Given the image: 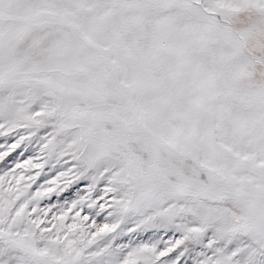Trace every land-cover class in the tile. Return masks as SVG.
Segmentation results:
<instances>
[{
    "label": "snow or ice",
    "instance_id": "obj_1",
    "mask_svg": "<svg viewBox=\"0 0 264 264\" xmlns=\"http://www.w3.org/2000/svg\"><path fill=\"white\" fill-rule=\"evenodd\" d=\"M0 264H264V0H0Z\"/></svg>",
    "mask_w": 264,
    "mask_h": 264
}]
</instances>
